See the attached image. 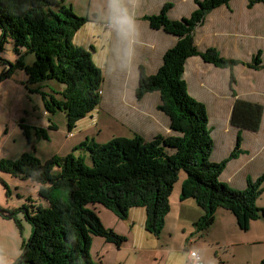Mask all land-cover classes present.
Here are the masks:
<instances>
[{
	"label": "trees",
	"instance_id": "trees-1",
	"mask_svg": "<svg viewBox=\"0 0 264 264\" xmlns=\"http://www.w3.org/2000/svg\"><path fill=\"white\" fill-rule=\"evenodd\" d=\"M194 2L196 9L181 20L169 19L170 3H165L157 14L143 17L151 29H162L177 38L175 45L164 52L154 75H147L140 67L135 90L138 100L145 93L159 94L157 110L168 117L170 135L158 134L146 141L136 134L107 143L86 138L73 147L72 153L54 155L42 162L34 154L35 143L49 141L48 130L57 128L50 119L46 129L21 119L18 126L32 152H24L15 160L0 158V172L31 183L37 188L39 200L27 197L26 204L18 209L0 205V216L13 220L19 230V211L32 226L15 264H101L90 253L93 238H103L117 247L126 238L103 225L97 206L121 220L128 218L130 209L143 208L145 230L159 237L181 171L185 179L179 198L193 199L201 211L193 223L196 233L202 234L213 224L218 209L230 212L241 231H247L252 221L263 216L264 209L256 202L264 192V173L255 179L248 177L241 190L221 182L227 163L241 153L240 133L230 154L220 162H212L213 140L206 107L188 94L182 77L187 58L198 56L205 63L230 71L229 89L235 97L233 67L264 70L262 51H257L249 62L225 59L213 48L199 51L193 41L195 28L213 9L228 5L230 0ZM260 2L264 0H249L248 6ZM88 21L76 16L62 0H0V52L10 43L16 57L13 63L0 57L4 67L0 82L15 69L23 71L25 88L41 95L48 114L64 113L68 133L78 120L97 110L101 100L103 72L95 65L90 50L73 43L76 32ZM29 54L34 60L27 65ZM52 81L63 86L62 90L45 87ZM262 115L261 104L237 98L229 121L238 131L257 132ZM78 152L81 155H75ZM0 183L9 198V185L2 179Z\"/></svg>",
	"mask_w": 264,
	"mask_h": 264
},
{
	"label": "crops",
	"instance_id": "crops-1",
	"mask_svg": "<svg viewBox=\"0 0 264 264\" xmlns=\"http://www.w3.org/2000/svg\"><path fill=\"white\" fill-rule=\"evenodd\" d=\"M62 1L65 3V0ZM91 2L92 0H87V7H84L80 1L73 0L71 9L77 5L80 11L86 12L85 17L89 20L76 32L73 43L90 50L95 65L103 72L101 100L97 110L109 107L112 112H116L124 122L128 123V126L135 127L134 134L142 136L146 141L158 134L170 135L167 116L156 109L158 119L150 120L143 111L139 114L138 111L130 110L124 97L131 90L135 97L137 67L143 66L149 75L156 73L161 65L164 52L173 47L177 41L174 35L162 29H151L143 17L157 14L165 3H170L171 7L167 13L169 19L181 20L189 17L196 9L194 0H122L123 5L138 21V35L131 43L135 49V55L125 68H122V65L129 46L128 41L119 37L111 21V25L105 24L104 20L99 22L101 16L95 13L96 5ZM248 2L249 0H230L228 5L213 9L205 17L203 23L195 28L193 41L196 48L199 51L213 48L225 59L243 62H249L257 51H262L261 59L264 64V3H255L249 7ZM104 3H107V0H97V9L102 17H108L104 12L102 13ZM91 7L94 8V14H90ZM25 59L27 65L32 64L34 60L29 55ZM232 74L235 78L233 84L235 97L229 90L230 71L205 63L198 56L187 58L182 77L188 94L206 107L208 126L213 140L210 157L212 162H220L230 154L235 146L236 136L240 133L241 153L227 163L220 180L233 189L241 190L245 188L248 177L255 179L264 173V70H253L244 65H236L232 69ZM18 79L25 82V74H21ZM46 86L54 87L59 91L63 88L52 82L46 83ZM44 90L48 91L47 88ZM152 94L157 104L160 100L159 94L157 92H152ZM237 98L263 106L261 124L257 132L238 131L230 125L231 110ZM36 107L40 110L38 106ZM94 111L75 123L71 133L76 134L82 131L85 134L79 137L78 142L67 147L68 150H62V153H67L70 148L90 137L89 135L93 132L89 130L95 124ZM45 117L49 122V115ZM23 123H25L24 119ZM25 124L45 129L49 126V123L40 121ZM17 125L19 123L12 126L13 136H16L20 130ZM50 135L48 134L49 139ZM91 138L96 140L95 135ZM21 141L23 143V138ZM184 179L185 177L181 178L179 187H174L171 193L170 211L165 217L164 227L159 237L145 230L146 214L143 208L130 209L127 220H120L110 211L103 207L99 209L101 207L97 206L98 215L103 213L112 222V224L107 221L103 223L105 227L113 231H115L113 225L120 227L115 232L124 236L126 241L117 247L103 238L94 237L93 243L97 239L100 245L95 261L101 264L123 262L124 264H140L139 258L149 255V264L153 262L155 264H188V251L196 249L200 253L201 264H230L225 259H236L238 256H240L238 262L242 264L249 254L239 251V248L242 246L250 248L264 242V214L258 220L252 221L247 231H241L230 212L218 209L215 212L213 224L202 234L196 233L193 223L201 216V211L193 199L180 200ZM20 182L27 184L28 187L31 186L29 182ZM32 189L34 192L31 199L38 201L37 188L32 185ZM261 195H264V192ZM18 200L22 201L20 197ZM257 206L264 209V203H258ZM173 224L175 226L172 228ZM179 237L182 244L176 246L173 243ZM163 238L164 242H162ZM121 254H124L125 258Z\"/></svg>",
	"mask_w": 264,
	"mask_h": 264
},
{
	"label": "rangeland",
	"instance_id": "rangeland-1",
	"mask_svg": "<svg viewBox=\"0 0 264 264\" xmlns=\"http://www.w3.org/2000/svg\"><path fill=\"white\" fill-rule=\"evenodd\" d=\"M72 1L65 0L64 4L67 7L71 8ZM78 1H80L84 7H87V0H78ZM91 3H93V5L94 4L96 5L95 13L101 16L99 22H102L104 20L105 24L111 25L109 18L107 16L102 17L100 11H98L97 0H92ZM103 7L104 8L102 13L104 12L106 15H108V4L104 3ZM71 10L76 16L85 17L86 12L80 11L77 5H75ZM90 14H94L93 7L90 8ZM29 56L33 57V54H29ZM0 57L11 63L14 62V59L16 57L12 51V44L7 43L4 45L3 51L0 52ZM25 63H27L26 59H25ZM140 67L144 69V67L140 65L137 67L138 73L136 79V88L139 82ZM0 68H1L0 70L1 73L4 67L1 66L0 64ZM144 72L146 73L145 69ZM21 74H25V73L23 71L21 72V70L19 69H15L9 78L4 79L0 82V158H5L8 160H15L24 152L26 153L32 152L30 145H28L27 143V140L22 136V134L20 135V133H22L20 131L21 129L19 130L16 136H13L12 126L14 124L20 123L21 119H24L25 123L28 122L29 124L39 121L42 123L44 122L49 123L47 117H45L47 116L48 112L44 108L41 95L34 94L30 92V90L25 88V82H21L18 79ZM154 74L155 72L150 75H154ZM52 83L60 85L56 81H52ZM32 87H33L32 85L28 86L29 89H32ZM135 90H134V95H135ZM131 91H129L128 94L124 97L127 107L130 110H135V112L138 111L139 114H141L143 111V113L150 120L153 121L157 120L158 114H156L157 113L156 109L159 102L156 104L155 96L152 93H145L139 101L137 98H135L136 96L135 97L133 96ZM36 106H38L40 110H38ZM94 112H95L94 115L95 124L89 130V132H93V133H91L89 135L90 137L88 138H91V136L95 135V138L98 142L107 143L113 138H132L134 135H136L134 134L135 127L128 126V123L124 122L116 112H112V110L109 107L106 108L102 107L101 109H98L97 111ZM48 115L51 120L50 123H54L55 126L58 128V130L56 131L48 130V134H51L50 135L51 141L48 142L46 140H40L38 143H35V150H36L35 156L42 162H45V159L49 156L50 157L48 159L52 158V156L54 155L65 156L69 153H72V149L74 146L70 148L67 153H62V150L67 149V147H69L71 144H75L76 142H78L79 137L85 134L82 131L76 134H72L71 133L72 131L70 132L71 134L68 133L66 118L63 112L56 111L54 114L51 115L49 113ZM6 132L8 133L5 134ZM21 137L23 138V143L21 141L22 139ZM78 154L81 155V152H78L75 155ZM180 177L181 178L185 177V173L181 171L179 173V178ZM181 178L179 179L178 183L176 182L177 184L175 183L174 186L175 188L179 187L181 183ZM0 179L4 180L7 183V185H9V188L11 190V196L8 198V196H6V191L4 186L0 183V205L5 208L7 207L8 209L21 208L22 204H26L25 202L23 203V201H25V196L27 197L29 195L31 197V195L34 192L31 183H30L31 186L28 187L27 184L21 183L18 180V178H14L8 174L0 172ZM261 196H262L261 199L256 202L257 205L258 203H264V195ZM18 197H20L22 201H19ZM99 209H103V208L101 207ZM17 215H18L17 219L20 221L21 224L20 230L15 225V222L13 220L2 218L0 216V264H15L16 262H18L21 256L22 244L26 242L30 237L32 226L28 222V220L25 219L24 212L19 211ZM99 218L101 219L102 223H106L107 221L109 224H112V222L109 219H107L103 213H100ZM126 226L128 225L126 224ZM174 226L175 224L172 225V228ZM169 228H171V226H169ZM113 229L116 231L119 230L120 227H116L113 225ZM94 241L96 242L93 243L92 241L90 253L93 260L95 261L100 245L99 242H97V239H95ZM164 241L165 240L163 238L162 242ZM173 244H175L176 246H180V244H182L181 238L179 237ZM239 251H245L247 254H249L247 258L244 259L242 264H264V242H261L250 248H247V246L245 247L242 246L239 248ZM121 255L123 258H125L124 254ZM148 257L150 256L149 255L141 256L139 258L140 260L139 263L149 264ZM239 259L240 256H238L236 259H225V260H228L230 264H240L238 262ZM120 264H124V262ZM151 264H155V262Z\"/></svg>",
	"mask_w": 264,
	"mask_h": 264
},
{
	"label": "clouds",
	"instance_id": "clouds-1",
	"mask_svg": "<svg viewBox=\"0 0 264 264\" xmlns=\"http://www.w3.org/2000/svg\"><path fill=\"white\" fill-rule=\"evenodd\" d=\"M107 3L109 20L116 29L119 37L128 41L129 44L122 65V68H125L131 63L135 55V49L131 46V43L138 35V21L136 17L129 12L128 8L123 5L122 0H107Z\"/></svg>",
	"mask_w": 264,
	"mask_h": 264
},
{
	"label": "built area",
	"instance_id": "built-area-1",
	"mask_svg": "<svg viewBox=\"0 0 264 264\" xmlns=\"http://www.w3.org/2000/svg\"><path fill=\"white\" fill-rule=\"evenodd\" d=\"M188 264H201L202 259L200 253L196 249H191L188 251Z\"/></svg>",
	"mask_w": 264,
	"mask_h": 264
}]
</instances>
